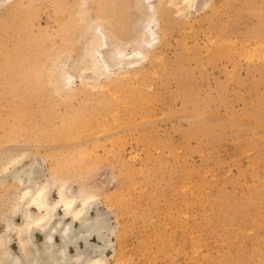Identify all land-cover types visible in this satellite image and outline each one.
I'll use <instances>...</instances> for the list:
<instances>
[{"label":"rangeland","instance_id":"obj_1","mask_svg":"<svg viewBox=\"0 0 264 264\" xmlns=\"http://www.w3.org/2000/svg\"><path fill=\"white\" fill-rule=\"evenodd\" d=\"M166 1L161 59L65 96L49 59L71 66L80 24L103 6L134 20V0H0V159L26 145L22 165L41 162L40 178L60 161L95 191L116 227L109 264H264V0H198L185 16Z\"/></svg>","mask_w":264,"mask_h":264},{"label":"bare ground","instance_id":"obj_2","mask_svg":"<svg viewBox=\"0 0 264 264\" xmlns=\"http://www.w3.org/2000/svg\"><path fill=\"white\" fill-rule=\"evenodd\" d=\"M160 1L134 0L135 19L131 21L126 20L127 17L123 18L124 13L119 9L118 13L123 18L121 22L119 15L116 16L117 10L109 11L106 6L101 7L99 14L92 15L88 20L86 18L78 31L83 42L76 62L64 67L63 60L54 57L45 66V74L53 87L61 90L65 96H75L81 91L89 92L107 84L130 81L133 77L131 74L141 70V62L159 59L162 53L158 44L162 43L160 32H163L159 19L163 10ZM167 1L165 3L175 6L179 14L183 15L185 12L188 15L192 7L195 10L197 6L204 8L198 0ZM210 1L205 0V6ZM129 45L133 47L127 51ZM125 67H131L132 70ZM133 74L137 76V73ZM76 77L80 81L77 88L73 81ZM113 99H117V95ZM74 116L77 121L80 119L79 113ZM102 116L106 118V112ZM60 132L78 130L73 122L63 121ZM24 146H7L0 159L2 184L5 181L3 177L12 170L11 178L6 177L12 179L11 186L4 184L7 188L4 187V190L3 185V194H0V219L4 222L0 230V264H109L106 250L112 249L114 257L115 245L111 237L116 227L110 224L108 213L104 214L99 209L98 194L83 184L73 187L67 180L70 171L60 161L52 163L49 177L40 178L34 167H42L41 162L33 159L31 163L27 160L29 164L26 162L22 165L28 154ZM40 146L44 147L45 144ZM52 189L55 191V199L50 197ZM15 215H19V222L13 218ZM34 232L41 235L39 242L34 240ZM13 240L17 252L11 248ZM70 248L73 250L70 251Z\"/></svg>","mask_w":264,"mask_h":264}]
</instances>
